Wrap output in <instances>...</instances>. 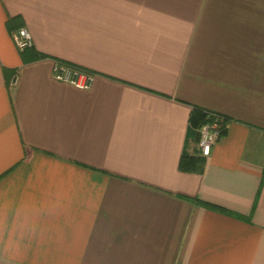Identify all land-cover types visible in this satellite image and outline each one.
<instances>
[{
    "label": "crops",
    "instance_id": "1",
    "mask_svg": "<svg viewBox=\"0 0 264 264\" xmlns=\"http://www.w3.org/2000/svg\"><path fill=\"white\" fill-rule=\"evenodd\" d=\"M0 264H264V0H0Z\"/></svg>",
    "mask_w": 264,
    "mask_h": 264
},
{
    "label": "built area",
    "instance_id": "2",
    "mask_svg": "<svg viewBox=\"0 0 264 264\" xmlns=\"http://www.w3.org/2000/svg\"><path fill=\"white\" fill-rule=\"evenodd\" d=\"M13 40L19 50L32 47V37L26 28H20L13 33ZM54 78L63 83H68L78 89L88 90L94 82V75L82 69L56 61L53 67ZM222 118L215 116L204 124L199 130L198 153L201 157L210 156L212 148L222 138Z\"/></svg>",
    "mask_w": 264,
    "mask_h": 264
},
{
    "label": "trees",
    "instance_id": "3",
    "mask_svg": "<svg viewBox=\"0 0 264 264\" xmlns=\"http://www.w3.org/2000/svg\"><path fill=\"white\" fill-rule=\"evenodd\" d=\"M20 29V28H18ZM16 29V30H18ZM28 49V48H27ZM64 64H67L65 62H63ZM69 65V64H67ZM77 69H81L79 66L76 65H71ZM215 116H219L222 118V136L226 133V129H227V118L220 116V115H214V114H205L203 112H197L196 114H193V116L191 117V127H190V136L193 138V140H196V142L199 139V129L206 124L207 122H209L210 120H212ZM183 158H186V154L183 156Z\"/></svg>",
    "mask_w": 264,
    "mask_h": 264
}]
</instances>
